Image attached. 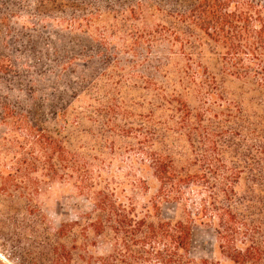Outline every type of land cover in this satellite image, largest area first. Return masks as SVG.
<instances>
[{"label": "trees", "instance_id": "1", "mask_svg": "<svg viewBox=\"0 0 264 264\" xmlns=\"http://www.w3.org/2000/svg\"><path fill=\"white\" fill-rule=\"evenodd\" d=\"M185 13L128 48L135 54L141 43L157 48L171 38L184 58L179 67L174 58H158L132 75L147 92L146 114L114 104L97 113L100 119L115 114L131 127L114 131L111 120H93L104 149L140 157L132 158L126 182L93 177V164L104 161L74 149L76 128L19 124L34 139L20 166L73 182L93 200L80 246H67L70 226L49 234L54 264H219L192 259L197 226L213 230L230 264H264V0H193ZM111 132L128 141L121 150ZM149 177L157 192L139 206L137 192L151 191ZM163 203L176 206L173 220L164 217ZM97 240L110 243L107 255L89 254Z\"/></svg>", "mask_w": 264, "mask_h": 264}, {"label": "rangeland", "instance_id": "2", "mask_svg": "<svg viewBox=\"0 0 264 264\" xmlns=\"http://www.w3.org/2000/svg\"><path fill=\"white\" fill-rule=\"evenodd\" d=\"M192 6L193 0H0V264H54L49 234L70 226L67 246L74 240L80 246L84 216L92 211L93 200L73 182L20 166L21 154L30 152L34 142L24 124L41 123L50 132L76 128L74 149L104 161L93 164V177L126 182L134 171L132 158L139 163L140 157L114 153L109 145L104 149L93 120H111L114 131L117 125L131 127L132 121L124 123L115 114L100 119L97 113L110 112L114 104L126 105L130 114H146L147 92L132 75L141 76L158 58H174L177 67L184 58L180 47H171V38L157 48L141 43L135 54L128 48L136 37L170 27V16L184 15ZM134 64L137 68L130 69ZM114 133L121 150L128 141ZM149 182L148 194L137 192L139 206L157 192V183L150 177ZM125 196L127 202L132 193ZM162 212L169 220L177 215L176 206L166 203ZM97 241L89 254L107 255L110 243ZM191 257L230 264L220 256L208 227L194 228Z\"/></svg>", "mask_w": 264, "mask_h": 264}]
</instances>
